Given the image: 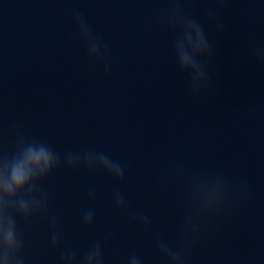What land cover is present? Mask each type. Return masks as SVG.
I'll use <instances>...</instances> for the list:
<instances>
[{"label": "water", "instance_id": "1", "mask_svg": "<svg viewBox=\"0 0 264 264\" xmlns=\"http://www.w3.org/2000/svg\"><path fill=\"white\" fill-rule=\"evenodd\" d=\"M178 2L212 47L199 91L162 19L169 0H0V161L17 153L21 136L47 143L61 160L37 185L47 216L16 217L25 264H63L69 250L83 264L97 242L104 264L132 255L169 264L158 241L185 264H264V0ZM77 14L107 47L110 73L90 58ZM85 152L118 162L124 180L68 166V154ZM215 177L227 183L229 203L198 220L184 252L192 182ZM89 210L92 227L82 220ZM52 217L62 234L56 247Z\"/></svg>", "mask_w": 264, "mask_h": 264}, {"label": "clouds", "instance_id": "2", "mask_svg": "<svg viewBox=\"0 0 264 264\" xmlns=\"http://www.w3.org/2000/svg\"><path fill=\"white\" fill-rule=\"evenodd\" d=\"M209 20L214 19L211 10ZM163 22L176 32L173 41V51L180 69L190 74L192 86L199 91L207 86L209 80L202 62L212 56V47L201 23L184 14L178 0H169V11L163 17ZM75 21L80 37L87 45L90 58L97 64H102L106 73L111 72L110 54L104 42L94 35L87 22L79 14ZM217 27L220 23L217 20ZM20 147L11 159L0 161V264H25L23 256V241L17 228L16 217L25 221L38 214L47 216L48 196L39 191L38 183L50 176L54 170L61 167L60 157L45 142L33 140L26 142L19 137ZM67 164L73 169L86 165L89 171L102 170L109 176L120 181L124 180L121 165L102 152H85L83 157L78 154H68ZM89 199L95 200V192L89 191ZM231 192L222 177L213 179L198 178L192 182L187 213L184 221L183 250L187 252L191 245V237L200 230V219H210L223 209L230 200ZM115 204L121 210L127 209V201L118 191L114 194ZM134 221L144 228L149 225L148 218L143 214L133 217ZM83 223L92 227L95 221L94 213L89 210L82 216ZM52 245L58 246L62 234L55 217L51 219ZM160 254L169 264H185V256L174 251L166 243L158 241ZM63 264H77V256L69 250L63 256ZM83 264H104V256L99 242L91 247L83 257ZM128 264H143L140 257L132 255Z\"/></svg>", "mask_w": 264, "mask_h": 264}]
</instances>
